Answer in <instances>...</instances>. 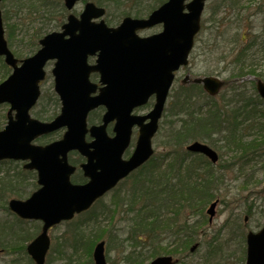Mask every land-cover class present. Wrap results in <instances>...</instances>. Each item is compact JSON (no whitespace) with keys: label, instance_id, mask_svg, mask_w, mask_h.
<instances>
[{"label":"water","instance_id":"1","mask_svg":"<svg viewBox=\"0 0 264 264\" xmlns=\"http://www.w3.org/2000/svg\"><path fill=\"white\" fill-rule=\"evenodd\" d=\"M75 0H65L71 7ZM204 0L186 4L182 0H169L155 10L146 21L128 17L116 28L101 20L91 21L103 14L102 8L87 3L80 19L70 16L62 32H52L40 40L38 51L20 65L7 46L0 12V55L13 68L12 73L0 83V103L10 104L8 122L0 130V159H28L24 167L35 168L41 187L26 200L12 199L9 206L22 217L43 220L42 232L28 245V252L37 264H43L49 239L47 228L87 208L94 199L111 188L121 177L143 162L152 152L150 138L157 128L173 71L186 63L193 37L199 29L200 13ZM163 21L164 29L158 34L140 38L135 34L139 27ZM65 36H68L67 38ZM98 52L94 65H88V54ZM56 58L52 72L55 90L60 96L61 111L48 122L32 118L29 109L39 95V81L44 77L43 66L48 59ZM90 71H98L105 87L92 96L96 85L88 80ZM203 82L211 93L220 82L213 77L195 79ZM258 91L264 96V83L258 82ZM156 95L153 109L147 115L150 121L141 129L137 146L127 161L121 154L129 141L130 128L140 123L139 117L130 115L131 109ZM104 104V124L92 126V142L84 140L86 116L92 108ZM14 110V115L12 111ZM116 120L115 136L108 138L105 124ZM142 119V118H141ZM62 126V138L46 145L32 144L41 135ZM77 149L87 156L82 164L90 178L86 184H72L69 180L73 166L67 162V152ZM192 151L206 152L215 160L216 155L205 145L193 142ZM214 203L208 212L213 214ZM247 264H264V227L247 235ZM95 264H106L103 242L94 250ZM168 257H159L151 264H169Z\"/></svg>","mask_w":264,"mask_h":264},{"label":"rangeland","instance_id":"2","mask_svg":"<svg viewBox=\"0 0 264 264\" xmlns=\"http://www.w3.org/2000/svg\"><path fill=\"white\" fill-rule=\"evenodd\" d=\"M245 2L246 0L241 3ZM6 4L7 3H5V9L8 10V6ZM211 5L217 6L218 0H214ZM245 5L248 8L244 9ZM245 5H241L240 8L244 14L234 18L230 12L232 10L235 11V7L238 8V6L235 5L232 7L230 4H224V8H221L222 13L218 10V15L215 17L217 22L219 21L220 16H227L219 26L216 25V22L210 21L211 8H205L202 15L203 31L198 38V49L194 53V57L191 58L188 68L182 69L178 72L171 90V97L168 98V101L172 99V95L176 92V90H179L180 81L187 73L190 74L191 77L211 74L225 80V83L227 84L222 88L220 95L216 97L218 100H220L223 96L231 95L232 89L236 90L235 92L244 90H247L248 92L244 97L237 95L236 100L248 99V96L251 93H254L253 82H255V79H264V56H262L260 52L255 51L256 48L252 46L249 51L250 56L247 58L245 55L241 54V49H243L245 43H242L243 39L248 41L250 36L260 33L264 18L260 10L264 8V0H252L250 3ZM82 8L83 4L78 2L74 7V11L79 12ZM251 10L254 12L253 15L249 13ZM29 16L30 15L26 14V18H20V20L24 23V25L20 27V25H18V20H14V14L12 13L11 8L7 14L9 20L8 29L14 30L15 35H12L14 38L12 42L17 48L19 47L18 45L28 46L29 38L40 27V25L34 26V24L29 26L30 20L36 15L33 14L30 17ZM111 17L113 16L111 15ZM231 20L232 23L230 25ZM236 25L238 27L234 28ZM211 28L214 29V32L217 31V33L220 34L224 29L234 28L233 33L238 32V38L243 39L242 41H238L237 44H232L236 50L232 51L230 55L220 60L222 56V52L220 50L216 51V49H213L212 51H209L208 48H206L207 38L209 37L207 31ZM222 36H225V40L221 39L223 44L225 43L224 41L231 38V36L229 37L226 34ZM15 47L12 46V49ZM235 55L239 57L236 64L232 62L237 59ZM250 62L251 66L249 67H245L243 65L244 63ZM49 69L50 66H47L48 76L41 84V89L45 91L48 96L51 94L52 90V78L50 77ZM198 94L201 95L200 91H195V95ZM243 103H245L243 110L239 107L236 113L231 117L234 122V133L236 137H244L246 140H251L254 143L256 137H258L261 133V129H263L264 126V104L250 101H245ZM46 105L47 113L49 114L55 113L58 110V108H56L50 100L46 102ZM149 107L150 104H146L142 106L141 110L147 111ZM7 108V104H1L0 112H5ZM141 110L140 108L137 109V111L142 112ZM164 120H167V118L163 115L161 128L154 137V146L157 155L161 153L162 142L165 140V137L163 136ZM240 129H242V131H239ZM236 160L237 162H235L232 166L227 165L225 167V171L221 174V179L213 186V189L217 190L216 193L212 190L210 191L213 194V198L217 197L220 200L216 206L217 212L210 225L206 228H198V234L196 235V237L198 236V238H200L203 242L211 241L212 237H216L218 242H215V246L217 247V243L221 244L219 248H213L209 251L210 255L208 257L211 259L212 264H215V262H219L220 264L241 263L245 243L240 234L242 230L241 225H243V217L247 215V209L250 208L251 212L247 220V227L249 229L257 230L260 226L264 225V156L257 158L255 161L244 160L242 159V156L237 157ZM130 185L131 179H126L122 184H120L122 189L130 187ZM213 198L210 197L209 199L211 200ZM103 200L105 203H110L112 201V192L108 193ZM209 203L210 202H207L205 204L204 209ZM0 218L12 219L13 215L6 212L3 207H0ZM124 218L126 219L128 217L125 216ZM114 219H118V217H115ZM198 220L202 222V226L207 224V220L203 221V218L199 215ZM235 222L240 225L238 231L234 228ZM72 223L73 222L61 223L50 230L52 244L53 242H56L54 239L55 236L59 237L62 234L64 235L61 237V242L59 244L60 249L62 250L61 254L57 255V259L49 262L47 261V264H88L87 259L89 258V254L87 251H84L83 253L79 244H73L68 241L69 237H67V234L72 226ZM30 224L31 222H26L25 225L28 226ZM106 224L110 226L111 223ZM123 226V223H116L114 228H123ZM219 227H225V229H221L223 233L221 236L220 231H218ZM246 230H244V233ZM107 236H113L114 238V233L107 234ZM116 237L119 238L118 236ZM105 240L107 242V239ZM115 244V239L109 241V250L106 249L107 262L108 264H123L120 261L121 258H119L117 251H115ZM203 253L204 246L201 245L198 251L194 252V255L190 256V258L195 262H200L202 260V264H205L204 259H202L203 255H200ZM175 255L180 256V254ZM10 258V255L3 253L0 255V264H7ZM149 260L150 258L143 264L147 263Z\"/></svg>","mask_w":264,"mask_h":264},{"label":"trees","instance_id":"3","mask_svg":"<svg viewBox=\"0 0 264 264\" xmlns=\"http://www.w3.org/2000/svg\"><path fill=\"white\" fill-rule=\"evenodd\" d=\"M37 0H31L30 7L37 9ZM41 34V31L39 32ZM32 48V47H31ZM29 48V49H31ZM24 53V52H23ZM8 73V67L4 64L2 58L0 57V81L5 77V75ZM42 100H40L41 102ZM198 102L195 99H191V96L186 95L182 99H178L172 101V106H176L178 110L175 112L171 110V116H172V123L175 122V118L178 119L175 123L172 124L171 129V137L173 142H179L181 137L183 138V141L188 139H196V138H208L210 135L208 134L209 128H206L207 126H203L202 122L205 121L210 116V111H206L204 114L207 116L206 118H202L198 116L201 112L198 110ZM35 111V110H34ZM44 108L43 106L40 107L38 110H36V116L39 117H46L44 115ZM4 114H0V125L1 120L4 119ZM243 145V144H241ZM189 173V169L187 170ZM31 175V176H30ZM35 174H32L31 171L24 170L20 165H14L13 160H2L0 161V199L2 204L6 203V198L10 195L15 196H21L24 193L23 190V183L29 178L34 177ZM168 177L166 172H159L155 175V180L153 187H146L141 188L139 190V198L140 200L145 201L144 209L147 211L142 212V209L136 210L135 217L133 218L134 222V228H132V231L130 233H133V239L135 238L136 241V232H146L147 230L149 232L153 231L155 228L154 223L156 222V216L153 217L152 220V214H157V210L163 206L167 205H173L176 203L182 204L180 202H177V199H175V196H177V192L180 191V188L175 189L174 184L171 183V180L166 179ZM165 181L163 182V180ZM188 176H186L182 183L187 184L186 186V193L182 194L181 197H188L191 196L192 191L195 188L191 187L188 184ZM169 182V183H168ZM168 183L167 187L166 184ZM161 185H164V187H160ZM166 187V189H165ZM196 195H198V189L196 192ZM134 195H132L130 198L133 199ZM116 205H118L116 203ZM150 205L153 207L150 208ZM108 213H110V210H108ZM159 219V218H157ZM151 220V223L148 225V228L146 225H143L144 221ZM6 222H3L0 224V229L4 226ZM143 227V228H142ZM11 233H14L16 236V245L21 246L22 250L24 251V243L26 240H29L31 236H29L28 232H25L24 230L21 231H15L16 226L10 225ZM23 233V236H20L18 233ZM84 230L80 229V227L77 228L76 234L78 236H83ZM22 235V234H21ZM89 238L85 241L86 250L90 251L94 239L97 237L98 234L93 233V229L89 231ZM144 239H146L147 233L144 235ZM161 235H157L156 237H160ZM134 241V243H135ZM161 238L158 239V246L161 248ZM139 250L136 254L132 251H127V249L122 250V253L125 254V261L126 264H141L144 259L149 255V248L147 245H142L139 247ZM154 252H158V248L154 249Z\"/></svg>","mask_w":264,"mask_h":264},{"label":"flooded vegetation","instance_id":"4","mask_svg":"<svg viewBox=\"0 0 264 264\" xmlns=\"http://www.w3.org/2000/svg\"><path fill=\"white\" fill-rule=\"evenodd\" d=\"M136 6L138 5H153V4H161L165 0H132Z\"/></svg>","mask_w":264,"mask_h":264}]
</instances>
